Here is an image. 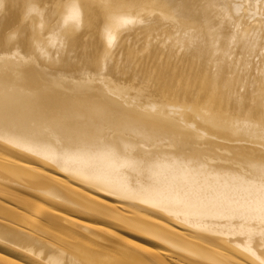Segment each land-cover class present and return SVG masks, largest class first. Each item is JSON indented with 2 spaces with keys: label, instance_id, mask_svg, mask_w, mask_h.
Masks as SVG:
<instances>
[{
  "label": "bare ground",
  "instance_id": "1",
  "mask_svg": "<svg viewBox=\"0 0 264 264\" xmlns=\"http://www.w3.org/2000/svg\"><path fill=\"white\" fill-rule=\"evenodd\" d=\"M233 4L0 0L1 263L264 264V155L245 144L264 129L198 108L195 126L223 140L200 138L131 101L165 92L164 65L140 83L132 64L145 51L143 65L171 56L163 37L206 56L229 53L243 35L254 42L245 50L259 52L264 0H253L250 21ZM217 38L226 39L221 50ZM116 224L138 226L130 229L140 241Z\"/></svg>",
  "mask_w": 264,
  "mask_h": 264
},
{
  "label": "rangeland",
  "instance_id": "2",
  "mask_svg": "<svg viewBox=\"0 0 264 264\" xmlns=\"http://www.w3.org/2000/svg\"><path fill=\"white\" fill-rule=\"evenodd\" d=\"M230 1H233L237 4H233V6H237L234 7L233 10L235 16H239L241 19H243V21H250L255 18V16H253L254 14H252L251 12L253 10V0H250L251 2L247 0L244 1V3L240 0ZM240 6L242 7V9L244 8L243 11L242 9H239ZM0 13L1 15H3L2 11ZM246 14L248 15L246 16ZM236 28L238 31H241V27ZM168 35L169 34H167V36ZM181 38H183L187 42L195 40L205 43V39L207 37L203 39H192L191 37L187 36ZM161 39L165 41L166 50L171 52V56L161 57L159 59H147L145 60V65L141 64L140 62L144 60V56L147 54L146 51L134 57V61L132 62V64L135 77L133 78V80L139 81L141 83V79L143 77H149V75L152 74H154L155 76H160L159 72L162 71V66L164 65L163 68L166 70L163 73L162 86L165 92L161 95L153 96L142 93H134L136 96H134L135 98L132 97L131 99V101H133V104H137L136 106L138 107L144 106L145 108L150 110L162 109L165 115H168L169 119H173L177 124L188 130H191L193 135L199 136L200 138L211 137L214 139L216 138L223 140L221 138H218L214 134H211L214 133V131L209 130V128L195 126V112L198 108L208 109L214 116L223 117L231 114L236 120H239L240 122L247 121L251 124H256L255 126H258L261 129H264L263 41H256L258 47L260 46V44L262 45V47L259 49V52H249L244 48L245 43L254 44V42H252L248 38H244L243 35H240L239 37L233 38L232 50L229 53H220L219 55H213V52L211 51L207 53L206 56H198L200 54L198 50H190L184 47L179 48L172 42L170 37H163ZM155 42L149 44L148 48H151L155 44ZM225 42V38H217L216 46L221 50L223 49ZM176 67H183L186 72L183 75H180L177 72ZM122 71L123 69H120L118 72ZM126 77L127 76H124L123 78ZM150 79L153 78L150 76ZM159 80H161V77ZM166 81L177 82L181 86L180 90L175 92L169 91L167 89ZM146 85L151 86V84ZM120 93V96H116L123 98L124 96H129L128 94H130L127 92ZM165 115L163 116V119H166ZM226 141L234 143V141L231 139H226ZM249 142L250 148L262 151L260 153L264 155V133L260 135V140L257 139V141L252 142L251 140L246 139L245 144H248ZM201 148L202 149L198 150V152L205 151L204 146H201ZM18 189L15 190L18 194L22 195L23 193L22 196L29 199L31 198V200L36 203H44V205L47 204L46 207L49 206V208L52 206L56 208V205L57 208L61 207L59 206V204H53L43 201V199H41V196L38 197V195H36L35 197V194H30L26 189V192L22 188L21 189L23 191L21 189ZM6 203L7 201L5 202V204ZM62 209L63 208H61L60 210ZM86 220L92 221V218H87ZM136 220L138 219L136 218ZM116 225L117 227H115V230L116 232L118 231L117 233L121 237H125L126 239H130L132 241H140V234H138L135 230L130 229L134 226V229H136L135 227H137V230H139L138 226L132 224L131 227H126V225L120 226L119 224L120 227H126L120 228L118 224ZM19 231L24 233V230ZM28 232L29 231H27L26 233L28 234ZM142 232L140 230V233ZM38 235L46 240V236H44V233H39ZM123 241L124 240H122V242ZM119 242L120 241L118 240V243ZM9 243H11V241ZM9 243H6L8 245L7 247L14 246L13 248H24V244L19 245L18 243L16 244L15 242H12L11 245ZM13 243H15L16 245ZM123 244L121 243V245ZM30 246L31 245H29L28 247ZM34 246L35 249H39L37 245L34 244ZM33 247L30 248L35 251ZM25 248L27 247L25 246ZM0 253L3 254V252L1 251ZM21 263L31 264L30 261H23ZM0 264L3 263L0 262Z\"/></svg>",
  "mask_w": 264,
  "mask_h": 264
}]
</instances>
